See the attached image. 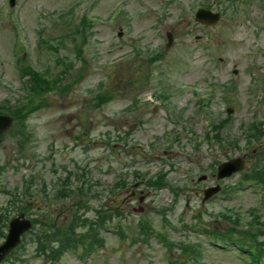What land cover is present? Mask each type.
<instances>
[{
    "label": "rangeland",
    "instance_id": "1",
    "mask_svg": "<svg viewBox=\"0 0 264 264\" xmlns=\"http://www.w3.org/2000/svg\"><path fill=\"white\" fill-rule=\"evenodd\" d=\"M19 1L18 5L16 0L13 9L18 6L13 13H8L12 10L8 7L7 0H0L3 10L0 11V22H3L0 24V99L12 95L7 86L14 90L20 89L15 61L21 51H10L13 47L20 46L19 27L22 30V40H25L24 58L27 63L37 69L49 63L56 71L58 68L52 63L56 53L51 52L47 60L46 53L43 50L38 51L37 31L45 29L44 35L47 36L61 33V29L53 25L56 16L48 13L68 9L76 0ZM240 1L244 6V0ZM120 2L124 3L125 13L131 15V19L125 22V18H120L111 24L104 22ZM154 2L155 0H152L147 5L140 6L134 0H96L92 14L98 16L99 21L93 24L87 43L82 45L78 52L73 50V43H60L59 54L75 62L73 72L76 75L67 80L72 82L68 92L62 95L50 94L46 98L45 106L30 117V148L34 155L29 154L26 159L17 162L13 141L6 138L0 143V157L3 159V156L9 155L8 159H13L0 175V189H21L24 178H33L36 187L43 182L52 187L58 176L66 175L63 167L67 170L75 169L77 164L80 172L83 170L86 185L92 188V193L87 191V197L89 206L93 208L101 202L104 203L103 198L108 196L104 195L96 201L90 195L112 185L114 180L118 179V174H124L129 182L134 170L152 175L160 169L165 171L168 166H172L174 172L168 175L167 181L172 186L181 187L182 192L175 203L174 211L167 215L171 221L177 223L178 216L182 213L183 222L189 223L191 217L199 211L203 216L202 222L210 225V212L215 215L226 205L231 211H236L247 219L255 212L264 215V201L261 200L257 189L244 187L227 200L224 196H217L210 202L202 203V190L215 182L210 178L198 182L199 176L210 174V166L216 161L242 155L249 157L239 124L252 117L259 120L264 118L263 98H260L261 93L253 86L254 80H260L264 85V71L256 68V64L262 63L264 59V10L261 8L264 0L263 3L253 0L245 13H242L238 4L234 9V19L222 16L218 24L207 28H201L192 21L196 8L206 3L204 0H176L172 4ZM207 4L218 7L215 0H208ZM150 8L157 9L155 13L164 9L167 17L165 21H157L154 14L149 12ZM46 10L49 11L45 13ZM118 28L122 29V37L117 36ZM166 32L172 34V44L168 48H165ZM196 36H200V39L195 40ZM132 38L135 40L130 41ZM132 47L141 49L139 57H135ZM155 51L162 54L163 60H150ZM122 54L131 56H128V61H119ZM80 57L86 64L79 61ZM80 72L82 77L77 81L76 77ZM136 73L140 76L134 75ZM145 74L148 82L143 85L142 75ZM137 77L139 78L135 79ZM166 78L170 79V83H167ZM132 79L134 82L139 80L141 84L131 83ZM98 82L103 83L101 88L98 87ZM171 83L189 85L200 90L201 99L211 100L209 113L215 122L225 118L230 108L231 117L222 136L228 138L227 142L238 139V150H223L215 142L206 144L203 137L210 125L209 119L198 107V101L186 102L190 93L186 96H173L174 105L180 107L183 112L185 127L190 130V135H178L179 139L174 145L161 146L162 130L171 129L169 123L164 121V113L151 110V104L141 106L143 109L138 114L136 108L128 109L126 106L134 100L137 105L149 99L156 102L157 95ZM210 83L216 86L233 83L235 92L229 95L228 103L221 96H216L218 90L211 88ZM98 88L102 92L110 88L114 93L111 102L100 109L92 108L90 103V98ZM176 92V89L172 90L173 94ZM251 92H254V95ZM170 95L161 93V101L169 102ZM161 101L159 100V105ZM165 106L163 104L161 109L165 110ZM139 120H143V125L138 124ZM179 128L184 130V126L175 127ZM124 132L129 136H124ZM79 136L82 138L81 142L75 140L80 138ZM118 136L120 139H117ZM107 139L110 143H105ZM145 140H154L152 144H159L154 151H147L143 143ZM116 141L118 142L115 143ZM194 141L197 144L196 151L193 150ZM235 180L236 178L223 184H233ZM70 181L78 186L75 179L71 178ZM131 191L132 189L124 190L107 202V206H118L126 215L124 226L129 239L135 238L132 236L136 231L135 223L140 218L138 214H143L148 216L154 228L167 231V237L173 242L184 240L191 244L201 243V254L192 260L182 259L179 249L171 248L172 253H169L155 238L149 240V244L130 245L128 240L119 238V235L112 231V227H108L103 232V247L97 248L94 253L83 259H80L77 253H67L56 264H165L164 257L168 254L182 264H245L234 251L223 252L214 249L205 237L200 236L201 231L188 232L181 230L179 225L173 227L175 230L171 227L163 229L153 212L157 207L170 203L172 196L169 189L155 193L140 186L135 191L134 198L122 203V198ZM141 195H145L146 199L139 206L137 198ZM35 199L34 197L31 201L34 208L47 207L48 202L44 201L43 196L38 197L37 202H34ZM71 202L63 200L58 204V208L64 207V213L61 215L65 218L68 217V209L72 207ZM6 203L7 195L0 191V211ZM138 207L143 208L142 213L133 211V208ZM91 213L92 210L86 215ZM31 214L35 215V209ZM112 224L113 221L109 226ZM117 249L120 251L116 253ZM22 250L18 253L22 254V264H52L36 257L30 244Z\"/></svg>",
    "mask_w": 264,
    "mask_h": 264
},
{
    "label": "trees",
    "instance_id": "2",
    "mask_svg": "<svg viewBox=\"0 0 264 264\" xmlns=\"http://www.w3.org/2000/svg\"><path fill=\"white\" fill-rule=\"evenodd\" d=\"M261 169H263L261 173L264 174V167H263V164L262 163L259 166H257L256 168H254L255 171H258V173H259V170H261ZM257 260H259V257L252 256V261L255 262Z\"/></svg>",
    "mask_w": 264,
    "mask_h": 264
}]
</instances>
